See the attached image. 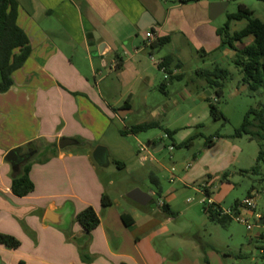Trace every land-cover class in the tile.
<instances>
[{
    "label": "rangeland",
    "instance_id": "1",
    "mask_svg": "<svg viewBox=\"0 0 264 264\" xmlns=\"http://www.w3.org/2000/svg\"><path fill=\"white\" fill-rule=\"evenodd\" d=\"M209 1L211 4L228 2L226 11L212 22L218 29L226 25L230 15L238 12L241 4L254 11L253 17L264 22V2ZM174 2L178 3L177 0ZM172 5L173 2L168 1L166 8ZM246 26L247 20L232 21L230 34L233 35ZM166 35L168 34L165 32L161 34L162 37ZM143 38L147 39L146 35ZM142 43L140 39L139 46ZM246 44L248 41H244L242 45L235 43V46L242 48ZM213 46L210 40L205 43L175 37L173 42L158 51L153 62H150V56L143 61V67L148 72L146 75L141 71L140 64L133 59L135 62L124 63L119 71H116L114 63H109L104 69L102 61L96 60L95 68L101 69L102 76H95L88 64L74 63V67H80L89 73V92L86 96L96 105L93 121L91 118L87 119V114L84 116L83 110L66 116L68 114L62 112L60 107L61 97L51 88L48 89V85L42 87V83H38V88L30 86L29 89L23 87L10 93H0V140L5 138L4 140H11V143L17 142L42 131V126L44 133L55 136L64 128L65 117L70 123L74 120L78 124L82 123L80 137L86 142L83 147L93 153L97 146H103L109 153V166L101 168L95 164V176L105 194L114 202L108 216H104L105 211L100 204L102 223L93 235H86L74 216L71 218L70 228L65 231L45 226L42 219L49 203H61V199H58L60 195L73 192L74 185L70 182L72 174L68 177L61 173L56 180L51 181L48 186L49 198L47 187L23 199L11 194L7 209L11 216L8 219L0 203V232L11 233L20 241L21 247L12 249L0 246L2 264H121L124 259L120 258V254L134 253L137 243H146V240L138 237L134 228L125 227L120 219V215L130 210H136L146 220H168L167 230L174 235L154 236L151 242L159 257L171 259L174 264L260 263L259 256L253 251L261 243L251 239L259 230L254 228L253 231H248L246 226L235 221L214 222L205 213L202 203L205 195L201 188L206 182L211 187L213 199L225 208L236 200L245 199L254 189L260 193L257 211L264 214V162H261L260 173H245L256 165L259 151L264 150V141H251L247 136L232 138L248 110L263 100L264 92H252L243 83V74L235 64L234 50L229 47L216 49ZM163 55H173L185 65L181 69L183 79L169 84L168 96L159 90L163 73L156 66L160 61L159 57ZM126 58L128 57L123 56L124 60ZM215 67L230 72L220 98H216L214 90L197 76L198 70H213ZM28 68V75L35 73L39 78L47 80L46 75L50 69L40 59H35ZM68 69L66 66L62 71ZM39 78L30 83L39 81ZM101 78L107 81L100 84ZM147 78L151 80L152 86L143 93L141 87ZM120 79L124 86L128 82L136 89L131 101L132 112L123 118H117L110 107L119 104L124 94V87L118 82ZM66 91L76 96V93ZM207 100H211L223 112L227 122L215 121L211 117ZM74 104L79 106V103ZM80 116L84 119H80ZM151 121L158 122L161 128L137 135L121 134V131L129 130L132 126ZM165 130L173 132L172 139L164 138ZM216 135L220 137L214 139L215 147L207 148V140ZM160 140L165 148L150 150L155 161L147 152L140 151L142 145ZM188 140H192V146H183ZM57 141L58 139L51 137L46 139L50 146L58 145ZM173 141L176 146L171 152L169 146ZM225 143L229 145L226 146ZM50 146L48 150L44 147L38 158L51 156ZM53 158L55 159H51ZM115 161L124 166L118 168ZM159 162L164 166L163 169L156 168ZM36 165L42 163L36 160L32 166ZM71 167L69 164L70 169ZM172 168L173 181L170 174ZM51 171L55 173L57 169L54 170L53 167ZM152 175L158 180L159 187L151 181ZM135 189L151 193L156 204L166 201L175 216L161 213V202L158 207H142L128 199L127 194ZM255 222L254 219L251 220L252 224ZM106 236L109 239L108 246L104 245ZM121 246L123 253H117ZM84 253L92 258L91 262L84 261Z\"/></svg>",
    "mask_w": 264,
    "mask_h": 264
},
{
    "label": "crops",
    "instance_id": "2",
    "mask_svg": "<svg viewBox=\"0 0 264 264\" xmlns=\"http://www.w3.org/2000/svg\"><path fill=\"white\" fill-rule=\"evenodd\" d=\"M17 1L19 4L18 23L30 39L32 52L25 65L13 74L14 84L9 90V93L23 87L27 89H29L30 86L38 88V83H42V87L48 85V89L51 88V90L55 91V93L61 97L62 102L60 103V107L62 112L68 114L66 116H71L74 112H79L80 110L82 112L83 110L84 116L87 114V119L90 120L91 118L93 121L94 111L96 109V105L86 96V93L89 92V73L84 72L80 67H74V63L82 65L88 64L95 76H102L103 73L101 69L95 68L96 60L102 61L104 69L108 67L109 63L116 64V71L121 70L124 63L126 65L127 63H132L135 62L133 60H136V62L140 64L141 71L146 75L148 72H146V69L143 67V61L147 60V56H150V62H153L158 51L163 50V47L159 49L152 48L151 43L156 39L161 38V34L164 32L168 34L166 36L171 37V42H173L175 37H180L186 40L196 39L198 42L203 41L205 43L210 40L212 45H214L213 47L216 49H218L221 43V37L217 34L218 28L212 25L214 19L210 17L211 2L209 0H203L188 5L176 3L174 0ZM168 1H172L173 5L167 9L166 6L168 5ZM145 18H147L150 25L147 28L142 29L143 19ZM168 25L172 26L168 28ZM150 31L154 33V39H142L143 35H146V33ZM140 39L143 42L142 46H139ZM244 41H248V44L246 45L252 44L253 37H248ZM101 43H106L107 45V52L103 57H100L96 51V48ZM123 56L128 58L124 60ZM168 56H172L177 60L173 55H163L162 57H159L160 61L156 64L158 71L163 73V81L159 85V90L166 96L169 95V84L173 82L171 80H166L167 78H165L166 75H168V71H171L173 75L182 74L181 69H177L175 64H172L169 68H159L163 59ZM137 57H139V59H137ZM35 59L36 61L40 59L41 63L47 65L50 69V72H47L46 81L43 78H39L35 73L28 75L30 74L28 67H30V63ZM119 62L121 63V68L117 69V64ZM66 66L69 69L65 72L62 71ZM162 68H165L166 70L162 71ZM36 78H39L40 80L33 84L30 83L31 80H35ZM106 81L107 79L101 78L100 84H103ZM118 82L124 87V94L119 100V104L110 107L117 118H123L128 113L132 112L131 101L136 93V89L134 85L129 84L128 82L124 86V82L121 79ZM145 82L146 83L141 87L143 93H146L152 86V82L149 78H147ZM66 90L76 93V96H72ZM74 103H79V106H75ZM125 104H127V106H125ZM120 109H128L129 111L125 112L124 116H121L119 114ZM64 119V128L55 136H49L47 133H44L42 126V131H38V133L27 137L26 139L12 143L11 140H4L5 138L0 140V203L2 204V209L5 211L4 213L5 217L7 216V219L11 216L10 211L7 210L9 207V201H11V194L15 198L19 197H16L11 192L13 172L11 165L4 160L6 154L11 149L17 148L31 141L41 139L46 142V139L49 137L56 138L58 141L63 137L73 138L77 139L80 144L77 145L79 146L78 149L66 148L60 150L58 148L59 151L55 156V159L53 158L39 166H31L30 178L35 185V189L32 193L37 192L41 188L43 189L47 187L46 191L48 198L50 197V192H48L50 191V188L48 189V186L51 181L53 179L56 180L58 174L61 175L62 173L63 176L67 175L68 177L72 174L70 182L74 185V187L72 186L73 192L60 195L58 199H61V203H49L46 210L43 212V222L46 211L49 207L53 206L60 209L66 203L72 205L74 209V217H76L83 208L88 206L93 207L97 215L100 217L99 207L101 204V197L105 194V191L97 182L95 176L96 163L93 160L92 152L81 145L80 140L84 141L80 137L82 123L78 124L75 120L70 123L66 117ZM80 119H84L83 116H80ZM148 144L150 145L149 147ZM148 144L142 146L148 148L146 151L148 156L155 161V157L150 150L158 151L160 149V144L164 143L160 140L157 143L149 142ZM215 145L216 140L213 147H215ZM224 145L227 146L229 144L225 143ZM40 146L42 148L40 149L39 154L35 157L36 159L44 148L43 145L40 144ZM69 164L72 166L71 169L69 168ZM53 167L54 170L57 169V172L52 173L51 168ZM156 168L163 169L164 166L159 162L157 163ZM172 169L170 171L171 180L174 179L172 174L174 171H172ZM205 184H207V182ZM209 194L212 197L213 193L211 187L209 188ZM213 200L218 204L215 199ZM160 202L167 204V202L163 200ZM160 202H157V205H159L158 203ZM235 202L230 207H232ZM113 205L114 202L112 201V205L106 209L101 207L105 211L104 216H108V212ZM220 206L223 207L221 204ZM123 214L129 216L133 220L129 227L123 225L127 228H134L137 231L138 237L146 240V243H137L136 247H134L135 251L133 250L134 253H123V247L121 246L122 248H120L119 251L117 250V253H123L120 254V258L124 259L121 264H174L171 259L166 260L159 257L151 242V238L154 236L174 235L167 230L168 220L160 221L157 218L146 220L139 215L136 210H130ZM101 223L102 218L100 217V225ZM98 228L92 231L90 235H93ZM0 233L11 235L9 232ZM83 233L88 235L84 230ZM105 241L104 245L108 246L109 239L107 236L105 237ZM199 245L202 249L203 247L200 243ZM253 252L257 254V249L255 247ZM0 264H2L1 261ZM176 264H180V262Z\"/></svg>",
    "mask_w": 264,
    "mask_h": 264
},
{
    "label": "trees",
    "instance_id": "3",
    "mask_svg": "<svg viewBox=\"0 0 264 264\" xmlns=\"http://www.w3.org/2000/svg\"><path fill=\"white\" fill-rule=\"evenodd\" d=\"M203 0H177L182 5H188L192 3H198ZM264 2V0H257ZM19 16V4L17 0H0V93L8 92L14 84L13 74L21 69L27 60L29 59L32 48L30 39L23 28L18 23ZM254 11L250 10L247 6L241 4L238 12L229 16V20L223 28L218 29L217 34L221 37V48L229 47L234 50L235 64L240 68L243 74V83L246 84L252 92H264V22L258 18L253 17ZM247 20V26L239 32L230 34V24L232 21ZM253 37V43L245 45L242 48H237L235 43L243 44L244 40L248 37ZM171 42L170 36H165L156 39L151 43V47L154 49L162 48L163 46ZM172 64H175L177 69H182L184 64L180 60H176L172 56L165 57L159 68H169ZM121 68V63L117 64V69ZM168 71V70H167ZM168 78L166 80H182L183 75H173L171 71H168ZM197 76L205 80L210 88L214 90L216 98L223 96V89L226 80L230 76V72L220 67H215L213 70L200 69L197 71ZM210 108L211 117L217 120L227 119L223 112L212 102L208 101ZM127 106V104H125ZM161 128L158 122H147L132 126L129 130L121 131L122 135L132 134L137 135L142 132H147L151 129ZM165 133L172 139L173 132L165 130ZM247 136L251 141L255 140L258 142L264 141V98L256 106L251 107L246 113L244 120L239 128L235 130V134L232 138H242ZM220 136L209 138L206 142V147L211 148L215 144V138ZM81 145H85V141H81ZM37 144H41L45 149H49L46 142L39 139L36 140ZM192 140H188L183 146H192ZM173 146L176 145L173 142ZM44 149V148H43ZM57 145L50 146L51 156L43 158H35L27 161L20 166V171L14 174L11 183V192L16 197L22 198L31 194L35 185L30 178L31 166L34 161L38 160L39 163H46L52 157L58 154ZM39 157V156H38ZM261 162H264V150H260L257 157V162L254 167L245 173H260ZM118 168L124 166L123 163L115 161ZM151 181L159 187V182L154 175L151 176ZM237 203V201L235 202ZM112 205V200L106 194L101 197V207L106 209ZM161 213L175 216L168 204H162L159 206ZM204 211L210 218V220L218 223H225L227 221H233L228 216H222L216 211L208 210L204 206ZM76 220L82 229L90 235L100 225V217L97 215L93 207L88 206L83 211L76 215ZM123 224L129 227L133 220L125 215H121ZM0 245L6 246L7 248L17 249L20 247V241L8 234L0 233ZM203 249V248H202ZM85 262H91L92 258L86 253L83 254Z\"/></svg>",
    "mask_w": 264,
    "mask_h": 264
},
{
    "label": "water",
    "instance_id": "4",
    "mask_svg": "<svg viewBox=\"0 0 264 264\" xmlns=\"http://www.w3.org/2000/svg\"><path fill=\"white\" fill-rule=\"evenodd\" d=\"M228 2L223 1L221 3L211 4L210 6V17L215 19L220 14L226 11ZM147 17V16H145ZM147 18L143 19L142 29L147 28L150 23ZM107 49L106 43H101L97 48L96 51L100 57H103ZM128 109H120L119 114L124 116L125 112H128ZM35 141L28 142L22 146L17 148L11 149L5 156L4 160L6 163H9L12 168L13 175L19 173L20 166L22 161H30L34 159L38 154L40 149L42 148L40 144L35 143ZM79 141L73 138L63 137L58 141V148L60 150L66 149L68 147L77 146L79 145ZM150 145L148 144V147ZM164 148V144H160V149ZM158 150V151H159ZM93 160L95 163L101 167L105 168L108 167L109 162V153L107 149L103 146H97L92 153ZM128 199L132 200L136 204L145 207V206H155L158 207L157 204L154 202L151 193H144L139 189H135L130 191L127 194ZM74 216V209L70 203H66L62 208L57 209L53 206L49 207L46 211L44 217V224L48 226H53L55 228L61 230H68L70 228L71 218ZM262 223V221L260 222Z\"/></svg>",
    "mask_w": 264,
    "mask_h": 264
},
{
    "label": "built area",
    "instance_id": "5",
    "mask_svg": "<svg viewBox=\"0 0 264 264\" xmlns=\"http://www.w3.org/2000/svg\"><path fill=\"white\" fill-rule=\"evenodd\" d=\"M146 37L148 39H154L155 35L150 31L146 33ZM165 70V68H162V71ZM165 78H168V75H166ZM164 138L170 139L167 134L164 135ZM169 149L171 152L173 151V144L169 146ZM147 150L148 148L145 146H141L140 148L141 152H146ZM172 171H174V169H172ZM173 180L174 179L171 181ZM209 188L210 186L208 184H204L202 187V192L205 195V199L202 201L203 206H205L208 210L218 212L222 216L230 217L233 221L246 226L248 231H253L254 228L259 230L258 233L252 236V238L260 241L261 243L257 249V255L260 259L259 264H264V214L257 211V200L260 193L252 190V192L245 199L237 201V203L230 208H223L214 202L209 194ZM252 219L256 221L255 224L251 223ZM261 221L262 223H260Z\"/></svg>",
    "mask_w": 264,
    "mask_h": 264
},
{
    "label": "flooded vegetation",
    "instance_id": "6",
    "mask_svg": "<svg viewBox=\"0 0 264 264\" xmlns=\"http://www.w3.org/2000/svg\"><path fill=\"white\" fill-rule=\"evenodd\" d=\"M23 163H25V161H22V163H21V164H23Z\"/></svg>",
    "mask_w": 264,
    "mask_h": 264
}]
</instances>
